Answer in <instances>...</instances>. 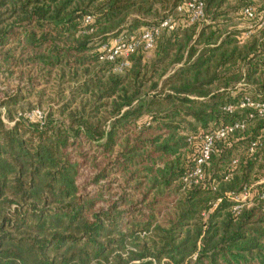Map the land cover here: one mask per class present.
<instances>
[{
    "label": "trees",
    "instance_id": "16d2710c",
    "mask_svg": "<svg viewBox=\"0 0 264 264\" xmlns=\"http://www.w3.org/2000/svg\"><path fill=\"white\" fill-rule=\"evenodd\" d=\"M193 1L0 0V264H264L256 162L231 170L242 146L246 161L264 156L248 152L261 119L218 145L204 186L182 183L190 137L246 117L227 106L264 103V33L232 18L255 0H199L205 22L163 36L151 57L122 72L100 61L103 44ZM57 89L62 100L29 121ZM245 187L251 207L213 209Z\"/></svg>",
    "mask_w": 264,
    "mask_h": 264
},
{
    "label": "built area",
    "instance_id": "2783aa9c",
    "mask_svg": "<svg viewBox=\"0 0 264 264\" xmlns=\"http://www.w3.org/2000/svg\"><path fill=\"white\" fill-rule=\"evenodd\" d=\"M241 16L250 23H256L258 30L264 29V18H259L254 8L248 7L242 10ZM205 22V5L199 1L188 2L180 5L175 14L160 22L152 28L142 29L138 34L128 36L120 35L102 45L100 49L101 63H117V72H122L129 66V59L139 51L144 53L153 52L158 41L165 35H171L179 30H185L195 25H201ZM94 23L93 18L87 17L85 25ZM252 34V33H249ZM248 34V35H249ZM246 35L245 37H247ZM224 111L233 114L237 111L247 112L245 118L237 122L221 126L211 132L200 134L199 136L189 138V148L192 152L193 167L189 174L182 180L184 189L204 186L207 181L206 170L209 167L213 155L217 152L220 143H228L237 133L245 132L249 125L256 119H261L264 123V103L255 102L249 98L243 99L237 106H227ZM31 122H40L44 119V114L35 111L27 116ZM264 149V124L260 132V137L252 142L248 147L251 156H256ZM238 161H233L231 170L238 168ZM231 176L226 177L225 181L230 180ZM221 182L213 181L211 188L213 192H218ZM264 185V179L258 183ZM255 192L253 188L245 187L238 194L231 193L226 198L220 199L214 204L215 210L224 201L234 205L233 213L240 214L244 209L251 207L255 202ZM257 200L261 202L264 211V192L258 194ZM257 196V195H256Z\"/></svg>",
    "mask_w": 264,
    "mask_h": 264
},
{
    "label": "rangeland",
    "instance_id": "374dc122",
    "mask_svg": "<svg viewBox=\"0 0 264 264\" xmlns=\"http://www.w3.org/2000/svg\"><path fill=\"white\" fill-rule=\"evenodd\" d=\"M235 1L236 0H232L229 2V8L235 7ZM250 5H252V7L256 9V12H257L259 18H264V8H263L264 7V0H260V1L255 0V3L250 4ZM241 12H242V10L239 11L237 14L232 16V18L236 22V25H237L236 27L238 28V30L241 32H244V34H247L249 31H255L256 23H250V22L245 21L243 19V17L241 16ZM163 16H164V12L159 11L157 14L147 18V20L149 23L153 24V23L157 22L158 20H160ZM130 19H133V18H130ZM258 31L264 33V29H260ZM257 35H259V34H257ZM262 37H263V35H262ZM147 56L151 57L152 53H149ZM165 79L166 78H164L161 81V83H160L161 85L163 84ZM160 88H161V86H160ZM255 88L256 87L254 85H251L250 87H248L246 89L247 93H250L251 96H253L255 93V91H254ZM49 90H53V89H49ZM46 94L47 95L44 99V102L46 103V105L42 108V110H40V112L44 115H46V113L48 112V107L50 105H53V104L55 105L60 100H62V97H63V95H61L62 92L58 91V89L55 90V93L48 91ZM189 153H191V152L189 151ZM246 156H247V149L245 148V146H242L241 148H239V150H237L236 152H234L232 154L231 158H234L235 160H238L239 162H244V163L256 162V164L254 163L256 165V170L253 173L252 179H254L255 181L258 180V182L262 181L264 179V156H258V158H256V159H258V161H254V160L250 161V159H249V161H246ZM231 158H230V160H231Z\"/></svg>",
    "mask_w": 264,
    "mask_h": 264
}]
</instances>
